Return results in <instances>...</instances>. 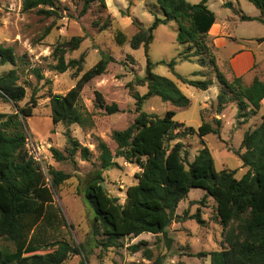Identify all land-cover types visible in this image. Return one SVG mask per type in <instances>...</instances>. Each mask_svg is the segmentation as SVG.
<instances>
[{
	"label": "trees",
	"instance_id": "obj_1",
	"mask_svg": "<svg viewBox=\"0 0 264 264\" xmlns=\"http://www.w3.org/2000/svg\"><path fill=\"white\" fill-rule=\"evenodd\" d=\"M260 13L258 18H251L241 13L242 21L257 20L264 25V0H247ZM163 18H155L147 29L139 31L127 39L117 31L114 40L118 46L128 44L132 49L141 46L148 48L153 40V31L159 26L174 21L177 24L176 41L186 46L179 53L183 62H194L199 66H210L218 83L220 92L216 97L217 114H221L228 103L236 102L237 118L241 123L255 116L264 99V82L255 77L249 86L243 84L241 77L228 78L215 64V48L208 38V32L215 23V14L208 6V0L190 4L187 0H156ZM92 5L105 9V0H83L80 15L87 13ZM223 6L232 8V3ZM36 11L45 18L58 14L55 0H23L22 11ZM94 27L106 30L111 20ZM138 24V23H137ZM51 28L44 30L47 36ZM81 37H72L68 41L57 43L52 52L54 65L52 70L65 73L67 70L81 72L84 57L66 60L68 52L75 51L82 42ZM264 41L263 38L258 39ZM100 59L87 71L83 72L75 86L66 94L50 95L51 119L54 124L66 126L64 133L67 142V156L52 148V156L57 162L69 160L74 163L78 152L82 160H88L90 151L71 135L68 127L77 124L80 127L92 125L91 115L78 106L79 96L84 86L94 78L105 73L114 58L100 53ZM208 59L206 60V58ZM19 57L10 46L0 44V103H9L15 109L12 113L0 112V264H65L75 255L83 253L81 246L65 240L46 243L34 237L40 222L49 219L47 209L53 202L46 177L38 163L26 150L27 133L25 120L32 116L36 106L33 91L30 101L20 107L26 90L19 83ZM160 61L156 64H164ZM182 84L206 91L212 85L211 79L194 80L178 74L174 67L176 60L165 63ZM11 68L1 72V68ZM153 64L148 61L144 77H136L135 85L146 87L145 94L133 93L136 117L122 130L112 132L116 145L114 152L102 140H97L99 151V168L94 170L81 193L93 212V240L104 250L120 248V240L136 238L143 233L162 235L166 246L172 240L167 236L168 227L174 222L186 220V213L179 217L175 211L181 201L187 198L189 191L200 188L205 194L200 201L212 198L215 203L216 216L222 226L223 245L220 250L207 255L210 264H264V115L262 121L253 129L244 133L241 143L243 153L235 152L247 168L241 178L235 177L231 170H216L214 159L207 147L201 148L193 160H187L184 145L178 139L197 133L199 137L208 134H220L221 119L213 118L211 122H202L195 131L192 127L181 133H174L181 124L174 120L175 110H167L162 117L146 113L143 104L151 97H159L162 102L174 107L184 108L190 100L181 92L177 84L166 77L152 72ZM37 81L43 79L40 69H32ZM199 75L198 72L193 76ZM133 90L132 84H128ZM95 107L105 114L119 112L116 103L107 104L100 92L95 93ZM174 142V143H173ZM173 143V144H172ZM137 165L141 171L136 175L137 182L126 189L124 204L108 194L102 186L103 171L119 168L116 159ZM51 186L63 184L69 175L50 168L48 170ZM189 218L202 223L200 213ZM147 242L140 241L128 247L130 253L141 251L143 258L151 260L152 251L146 248ZM45 248H49L45 249ZM47 250L40 254L41 250ZM100 264H103L100 262Z\"/></svg>",
	"mask_w": 264,
	"mask_h": 264
},
{
	"label": "rangeland",
	"instance_id": "obj_2",
	"mask_svg": "<svg viewBox=\"0 0 264 264\" xmlns=\"http://www.w3.org/2000/svg\"><path fill=\"white\" fill-rule=\"evenodd\" d=\"M23 0H0V44L10 46L19 57L18 73L19 83L25 87L26 95L18 105L24 106L30 101L33 91L36 106L31 117L25 120L27 141L26 150L38 163L46 177L51 190L53 202L47 209L48 221L43 220L35 229L34 237L46 243L65 240L70 244L81 246L83 253L71 256L65 264H210L208 253L220 250L223 245L222 226L216 216L215 203L212 198H206L201 203L205 191L193 188L186 199L181 201L175 214L182 217L183 222L174 221L167 229V236L172 240L170 247L162 235L143 233L136 238L120 240L122 247L102 249L91 236L93 212L82 193L84 185L91 173L99 168V151L97 140H102L115 151L116 145L112 140V132L122 130L129 126L137 113L133 93L140 95L146 93V87L136 86V77H144L147 64H153L152 72L156 75L173 80L181 92L190 100L187 107L178 108L170 103L162 102L159 97H151L143 104L142 110L146 113L162 117L167 110H175L174 120L181 127L174 133H181L184 129L192 127L195 131L202 122H211L213 118L221 119L220 134H208L199 137L197 133L185 136L181 141L187 160L191 162L197 152L207 147L214 159L216 170H231L236 178H241L247 168L242 167L240 158L235 152L243 153L241 143L244 133L255 128L262 121L264 115V100L259 112L241 123L237 118L238 108L236 102L228 103L221 114H217L216 97L220 92L213 69L210 66L201 67L194 62H183L179 53L186 46L176 41L177 24L174 21L159 25L153 31V40L148 48L141 46L132 49L128 44L118 46L114 40L117 31H121L131 38L139 28L147 29L154 19L163 18L162 11L156 0H105L106 8L99 9L92 5L86 14L80 15L83 0H55L58 14L45 18L36 11L23 12ZM201 0H187L190 4H197ZM226 0H208L207 6L221 22L229 23L228 17L235 16L232 10L223 6ZM234 7L248 16H258L259 11L247 0L235 1ZM111 20V26L100 30L93 26V22ZM138 23V24H137ZM232 36L237 43H244L241 39L249 36H262L264 25L257 20L237 21L229 25ZM50 27L47 36H42L44 30ZM72 37H81L83 40L79 48L68 52L66 60L84 57L81 72L67 70L58 73L52 70L54 65L52 52L57 43L68 41ZM255 46V45H254ZM253 45L249 47L254 48ZM105 52L114 58L109 63L104 74L88 82L78 100L82 111L91 115L92 125L80 127L72 124L68 127L71 135L78 142L89 149L88 160H82L77 152L74 163L66 160L57 162L51 149L54 148L67 156V142L65 138L66 126L54 124L51 119L50 95L66 94L73 88L83 72L94 66L100 59V53ZM223 49L219 59L223 66L227 61ZM258 54V52H257ZM176 60L175 71L181 76L194 80L211 79L213 85L210 90L202 91L192 86L182 84L165 64ZM208 57L206 58V60ZM164 61V64H156ZM9 65L1 68V72L9 70ZM40 69L43 79L37 81L32 69ZM201 70L200 76L193 73ZM227 77L229 75H226ZM132 84L130 90L128 84ZM100 92L107 104L116 103L119 112L107 115L103 110L95 107V93ZM12 104L0 103L1 113L14 112ZM174 143V142H173ZM172 143V144H173ZM119 168L103 171L104 187L108 194L124 204L126 189L137 182L136 175L141 169L135 164L124 162L122 158L116 159ZM62 171L69 178L57 187L51 186L48 170ZM200 213L202 223L189 218ZM140 241L147 242L146 248L152 251L151 260L143 258L141 251L130 253L129 246ZM48 249L49 248H45ZM41 250L43 254L47 250Z\"/></svg>",
	"mask_w": 264,
	"mask_h": 264
},
{
	"label": "crops",
	"instance_id": "obj_3",
	"mask_svg": "<svg viewBox=\"0 0 264 264\" xmlns=\"http://www.w3.org/2000/svg\"><path fill=\"white\" fill-rule=\"evenodd\" d=\"M235 1L239 0H226L223 2L232 3L233 9L231 10L235 16L228 17L230 20L229 23L225 22V18L224 22H221L214 13L215 23L211 26L208 32V38L215 48L214 54L217 68L225 75H229L228 78H231L232 76L241 77L243 84L249 86L255 77H258L259 80L264 82V41H258L259 38L264 37V34L262 36H249L246 39H241L244 43H237L236 38L232 36V31L230 30L231 27L229 26L237 21H242L240 19L241 13H235L234 11H239V9L234 7ZM259 15L249 17L256 19ZM249 45L255 46L252 48L249 47ZM221 49H223L224 58L227 61V63H225L226 66L221 64L218 56ZM198 73L200 76L201 70L198 71ZM210 89L211 88L208 90Z\"/></svg>",
	"mask_w": 264,
	"mask_h": 264
},
{
	"label": "water",
	"instance_id": "obj_4",
	"mask_svg": "<svg viewBox=\"0 0 264 264\" xmlns=\"http://www.w3.org/2000/svg\"><path fill=\"white\" fill-rule=\"evenodd\" d=\"M102 186L104 187V184L102 183Z\"/></svg>",
	"mask_w": 264,
	"mask_h": 264
}]
</instances>
